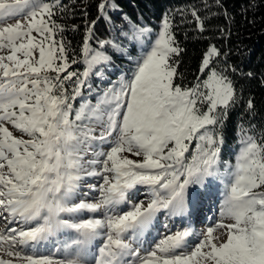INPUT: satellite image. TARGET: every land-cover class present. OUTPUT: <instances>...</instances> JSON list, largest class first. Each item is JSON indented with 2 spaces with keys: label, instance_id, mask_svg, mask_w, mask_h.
I'll return each mask as SVG.
<instances>
[{
  "label": "snow or ice",
  "instance_id": "snow-or-ice-1",
  "mask_svg": "<svg viewBox=\"0 0 264 264\" xmlns=\"http://www.w3.org/2000/svg\"><path fill=\"white\" fill-rule=\"evenodd\" d=\"M96 12L76 53L57 19L65 4L0 0V264H264V129L239 125L234 161L221 158L241 99L237 69L212 45L182 86L168 13L154 29L116 0H97ZM114 55L133 67L94 92ZM217 181L220 222L200 232L187 223L145 246L162 213L190 221Z\"/></svg>",
  "mask_w": 264,
  "mask_h": 264
},
{
  "label": "trees",
  "instance_id": "trees-1",
  "mask_svg": "<svg viewBox=\"0 0 264 264\" xmlns=\"http://www.w3.org/2000/svg\"><path fill=\"white\" fill-rule=\"evenodd\" d=\"M66 5L68 14L58 17L65 26L64 39L70 50L79 53L87 21L96 19L97 0H58ZM123 13L133 20L159 28L161 18L168 13L173 20L176 40L183 51L177 57V83L191 86L199 74L202 57L210 46L221 52L222 65L237 69L229 73L241 99L223 125V160L233 161L238 147L239 125H255L264 129V0H116ZM192 10L203 21L204 31L192 17ZM88 16L83 15L84 12ZM78 26L73 31V26ZM96 36L106 38V25L97 21ZM113 60L123 65L124 58L114 55ZM73 68L83 70V65ZM248 73L252 75L249 76ZM253 102L249 110L247 102Z\"/></svg>",
  "mask_w": 264,
  "mask_h": 264
},
{
  "label": "rangeland",
  "instance_id": "rangeland-1",
  "mask_svg": "<svg viewBox=\"0 0 264 264\" xmlns=\"http://www.w3.org/2000/svg\"><path fill=\"white\" fill-rule=\"evenodd\" d=\"M161 23L159 24V26ZM154 29H157L156 27H153ZM132 54H137L135 49L132 50ZM124 58L123 65L119 64L117 61L113 60V65L108 69V77L105 81L101 82L98 78H92L91 82L93 84V91L95 92L97 89H103L109 81H116L121 74H127L129 73V70L133 67V65L129 62V60L121 55H117ZM87 94V92H85ZM91 102L95 103V98L90 97ZM80 104V98H77V100L74 102V108L78 107ZM10 130L13 131V134L16 136H22L23 134L20 133L18 130H13L10 127ZM101 129L99 127L96 128V132L99 133ZM115 135V134H113ZM103 149L106 151L109 147V145H103ZM239 145L236 148V150L233 153V161L235 158V154L238 152ZM91 154H89L87 158H90ZM130 159L133 160H139L141 158L131 156L129 155ZM221 158L223 160V147L221 151ZM203 191V190H200ZM224 198V187L223 184L217 181V183L213 186V189L210 194L204 195L198 198V202L196 205V211L195 215L192 217L190 221H188L186 218L181 217H174V218H168L163 213L160 215V225L154 229L149 235H146L143 239L145 241V246L148 244L153 243L155 240L161 238L163 235H165L169 229L172 231H175L177 229H180L183 226H186L187 223H191L192 228L196 232H200L201 230H206V228L210 225H214L217 222H220V206ZM99 215V214H97ZM184 219V223H181V220ZM199 220V221H198ZM202 220V221H200ZM233 221L230 219L225 218L223 220V223L229 224ZM164 224L168 225V229H165L163 227ZM0 227H4V225H0ZM222 231V230H218ZM102 241L98 240L93 244V251L95 253V249L98 245H100ZM51 245H48L45 248H41V252H46L48 248H50ZM6 258V257H5Z\"/></svg>",
  "mask_w": 264,
  "mask_h": 264
},
{
  "label": "bare ground",
  "instance_id": "bare-ground-1",
  "mask_svg": "<svg viewBox=\"0 0 264 264\" xmlns=\"http://www.w3.org/2000/svg\"><path fill=\"white\" fill-rule=\"evenodd\" d=\"M199 221V220H198ZM200 221H202V220H200Z\"/></svg>",
  "mask_w": 264,
  "mask_h": 264
}]
</instances>
